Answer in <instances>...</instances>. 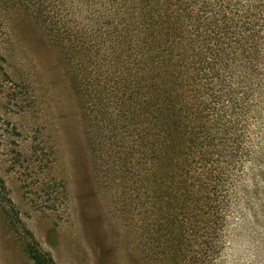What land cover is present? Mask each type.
<instances>
[{
    "label": "rangeland",
    "instance_id": "rangeland-1",
    "mask_svg": "<svg viewBox=\"0 0 264 264\" xmlns=\"http://www.w3.org/2000/svg\"><path fill=\"white\" fill-rule=\"evenodd\" d=\"M126 2L0 0V264H33L34 240L56 264H264V0L231 10L249 36L236 45L237 127L211 128L241 150L219 211L162 194L156 226L155 199L116 155L143 128H105L89 82L103 80L99 50Z\"/></svg>",
    "mask_w": 264,
    "mask_h": 264
},
{
    "label": "trees",
    "instance_id": "trees-1",
    "mask_svg": "<svg viewBox=\"0 0 264 264\" xmlns=\"http://www.w3.org/2000/svg\"><path fill=\"white\" fill-rule=\"evenodd\" d=\"M233 1L238 0H128L116 17L114 41L99 50L105 83L89 82L102 123L143 128L139 142L128 150L117 147L116 155L155 199V226L163 221L159 197L173 192L183 205L206 197L215 217L223 178L241 153L215 143L211 132L236 128L231 119L241 112L235 102L243 68L238 58L249 31L231 16ZM104 84H112L114 98ZM111 98L112 111L105 103ZM24 252L33 264H56L35 240L24 244Z\"/></svg>",
    "mask_w": 264,
    "mask_h": 264
}]
</instances>
